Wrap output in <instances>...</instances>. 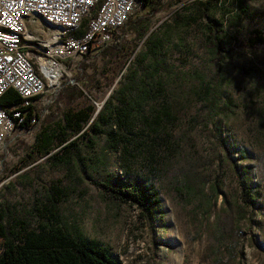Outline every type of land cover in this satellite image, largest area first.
I'll list each match as a JSON object with an SVG mask.
<instances>
[{"label":"rangeland","instance_id":"1","mask_svg":"<svg viewBox=\"0 0 264 264\" xmlns=\"http://www.w3.org/2000/svg\"><path fill=\"white\" fill-rule=\"evenodd\" d=\"M203 1H159L149 27L161 24L170 36L164 99L144 106L147 117L133 123L123 146L108 148L102 137L87 146L78 135L81 159L68 164L51 157L62 151L42 132L65 109L88 102L89 122L125 68L114 72L116 57L104 63L99 54L65 64L57 90L40 94L34 125L10 131L0 150V204L27 215L26 226L56 221L97 241L122 264H264V44H237L249 29L264 28V0H243L246 10L236 0L208 8ZM142 10L135 3L130 15ZM210 20L223 29L220 64L202 45L201 27ZM50 27L37 16L27 29L46 38ZM132 36L127 30L125 38L140 48L143 36ZM80 69L91 75L87 84L72 78ZM67 79L85 99L75 100L76 84L63 87ZM209 86L219 93L212 105ZM132 174L156 189L159 205L150 216L97 185Z\"/></svg>","mask_w":264,"mask_h":264},{"label":"trees","instance_id":"2","mask_svg":"<svg viewBox=\"0 0 264 264\" xmlns=\"http://www.w3.org/2000/svg\"><path fill=\"white\" fill-rule=\"evenodd\" d=\"M159 1L136 0L143 10L126 20L133 32V38H139L146 31L140 48L135 49L134 45L129 43L124 37L125 28L121 26L118 31H112L113 38L110 42L93 50V56L99 54L103 57L104 63L116 57L112 67L114 72H119L123 68L125 70L119 75L117 86L103 100L89 122L93 105L88 102L74 110L65 109L53 127L42 132L43 141L53 140L61 149L60 154L51 155L57 162L68 164L72 159H81L76 152L75 139L78 135L86 138L87 146L93 144L97 137H102L108 148L115 149L119 144L123 146L128 140L127 136L133 123L147 117L144 115V106L149 103L147 106L152 108L151 103L164 99L163 60L170 46V36L167 30L161 29V24L159 27L149 29L152 13ZM217 1L205 0L201 4L208 8ZM236 2L239 10H246L243 0ZM260 13L264 15V9ZM81 32L80 29L73 31V35ZM201 32L202 45L209 58L214 64H220L226 49L221 25L212 20L206 21L202 24ZM255 43L264 44V28H251L245 36L237 39V44L241 46H252ZM127 54H131V57L125 58ZM82 57H88V54L84 53ZM99 72L104 78H108L106 82L111 81L112 76H105L106 71ZM90 77V74L82 72L81 69L72 76L78 83L83 84H87L86 79ZM67 85L72 91L73 83L69 81L63 87H69ZM206 91L210 94L209 103L212 105L219 98V93L214 86H209ZM73 93L78 96L82 94V90L77 87L76 90L73 89ZM20 101L18 93L10 87L0 95L2 106L18 104ZM24 110L27 117L33 116L36 122L38 118L36 105L28 104ZM162 113L169 118V113L165 109ZM45 119L50 120L51 117ZM32 126L25 123L24 127ZM97 185L114 200L135 203L145 216H150L154 207L158 208L156 189L151 183L144 184L136 174L128 175L124 180L106 176L98 181ZM24 220H28L27 215L18 218L10 207L0 204V264H122L120 258L107 246L72 234L56 221L46 220L30 227L29 224L26 226Z\"/></svg>","mask_w":264,"mask_h":264},{"label":"built area","instance_id":"3","mask_svg":"<svg viewBox=\"0 0 264 264\" xmlns=\"http://www.w3.org/2000/svg\"><path fill=\"white\" fill-rule=\"evenodd\" d=\"M136 0H0V95L13 88L18 104H0V150L10 131L35 123L24 107L45 90L56 91L64 60H79L89 50L111 41ZM38 16L51 26L46 38L29 31L25 22ZM82 30L78 35L73 31ZM72 63V62H71ZM79 87V84L74 81ZM38 100V101H37Z\"/></svg>","mask_w":264,"mask_h":264},{"label":"crops","instance_id":"4","mask_svg":"<svg viewBox=\"0 0 264 264\" xmlns=\"http://www.w3.org/2000/svg\"><path fill=\"white\" fill-rule=\"evenodd\" d=\"M133 15H134V14H132V15L129 14V16H133ZM129 16H128V18H129ZM36 17H37V16H33V17H32V19H33L32 21H34V20L36 19ZM128 18H127V19H128ZM29 22H30V21H26V22H25L26 28H27ZM127 26H128V25H127V21H126V24H124V25L121 27V28H125L124 37H126V32H127V30H131L130 28L127 29ZM150 28H152V27H149V29H150ZM145 34H146V31H145V33H144L142 36H144ZM111 38H113V35H112ZM86 53L88 54L89 57H93V49L87 51ZM86 58H87V57H85V59H86ZM82 59H84V57H81L78 61H80V60H82ZM64 62H65L66 64H67V63L69 64V62L66 61V60H64ZM67 82H69L68 79H67ZM82 97L84 98V96L80 94L77 98H75V100H76V99H79V98H82ZM84 99H85V98H84ZM83 101H84V100H83ZM79 107H82V105H79Z\"/></svg>","mask_w":264,"mask_h":264},{"label":"water","instance_id":"5","mask_svg":"<svg viewBox=\"0 0 264 264\" xmlns=\"http://www.w3.org/2000/svg\"><path fill=\"white\" fill-rule=\"evenodd\" d=\"M97 110V109H96Z\"/></svg>","mask_w":264,"mask_h":264}]
</instances>
